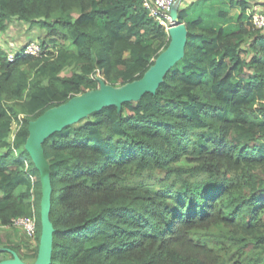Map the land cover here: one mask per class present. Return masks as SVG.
Returning <instances> with one entry per match:
<instances>
[{"label":"trees","instance_id":"16d2710c","mask_svg":"<svg viewBox=\"0 0 264 264\" xmlns=\"http://www.w3.org/2000/svg\"><path fill=\"white\" fill-rule=\"evenodd\" d=\"M185 11L184 56L155 94L45 140L51 264H264V31L205 27ZM14 20L44 30L41 47H52L13 61L0 47V225L36 215L31 261L5 246L33 263L40 184L28 123L97 89L95 76L140 79L169 37L141 0H0V32Z\"/></svg>","mask_w":264,"mask_h":264},{"label":"water","instance_id":"95a60500","mask_svg":"<svg viewBox=\"0 0 264 264\" xmlns=\"http://www.w3.org/2000/svg\"><path fill=\"white\" fill-rule=\"evenodd\" d=\"M181 2L182 0H176L170 11L171 25L166 32L169 37L167 48L157 56L140 79L121 86H112L95 76L99 85L97 89L76 95L67 102L46 110L28 123L24 150L38 173L40 184V235L37 257L33 263H27L14 250L2 248L0 252H6L10 257L1 260L0 264H51L54 233L50 221L51 170L43 144L54 133L77 124L103 108L116 107L117 111H120L124 103L137 102L145 94L156 93L167 72L184 56L187 28L178 20Z\"/></svg>","mask_w":264,"mask_h":264},{"label":"rangeland","instance_id":"374dc122","mask_svg":"<svg viewBox=\"0 0 264 264\" xmlns=\"http://www.w3.org/2000/svg\"><path fill=\"white\" fill-rule=\"evenodd\" d=\"M187 4L182 6L181 9H186L185 21L195 20L198 17L203 19V25L213 26L215 28H225L226 30H235L239 24L249 25V11L254 7H262L264 9V0H248V9L245 12H241L230 4L231 0H186ZM237 1V0H236ZM223 13L224 16H221ZM185 24V23H184ZM249 25V26H248ZM264 31V30H262ZM46 32L36 27H31L28 23L23 21L14 20L7 27L5 32H0V47L3 51H19L30 42L37 43L41 46V43L45 41L48 44V39H45ZM248 37L246 38L247 42ZM46 51H51V46H46ZM245 56L249 55V50H246ZM64 76L70 75L69 69H66L63 73ZM91 120L90 117L84 119L81 123ZM20 126L19 120L12 122L11 132L9 135V141H13L15 132ZM5 150H0V153H4ZM184 164L186 162L183 161ZM29 167V165H28ZM27 176V174H26ZM33 182V179H30ZM157 189H154L155 192ZM35 201L33 194L31 203ZM34 208V207H33ZM36 218V215H35ZM37 228V218H36ZM36 237L33 239L27 238L22 229L13 226L0 225V249L6 248L5 246H13L18 250V253L27 261L31 259L27 258V255L33 250L37 243ZM10 255L6 252H0V261L9 258Z\"/></svg>","mask_w":264,"mask_h":264},{"label":"built area","instance_id":"2783aa9c","mask_svg":"<svg viewBox=\"0 0 264 264\" xmlns=\"http://www.w3.org/2000/svg\"><path fill=\"white\" fill-rule=\"evenodd\" d=\"M176 0H141L143 8L148 12L149 17L156 23L162 25L167 32L171 25L170 11ZM264 8V7H263ZM249 21L253 29H264V9L262 7H254L249 11ZM45 54V50L37 43L30 42L19 51L6 52L7 60L13 61L18 56H33L40 57ZM25 164L24 171L30 179H33L28 171V162L23 159ZM10 226L23 230L27 238L33 239L36 237V218L31 217H16L11 220Z\"/></svg>","mask_w":264,"mask_h":264},{"label":"crops","instance_id":"0c3cea01","mask_svg":"<svg viewBox=\"0 0 264 264\" xmlns=\"http://www.w3.org/2000/svg\"><path fill=\"white\" fill-rule=\"evenodd\" d=\"M187 4V1L186 0H182L180 6H179V9H181L182 6H185Z\"/></svg>","mask_w":264,"mask_h":264}]
</instances>
